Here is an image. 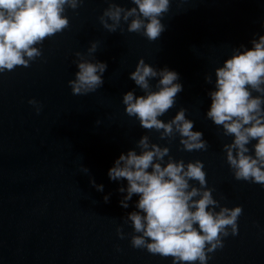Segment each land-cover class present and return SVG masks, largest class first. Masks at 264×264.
<instances>
[{"label":"water","instance_id":"95a60500","mask_svg":"<svg viewBox=\"0 0 264 264\" xmlns=\"http://www.w3.org/2000/svg\"><path fill=\"white\" fill-rule=\"evenodd\" d=\"M112 5L134 6L131 0L66 5L68 26L33 45L40 55L0 73V264H173L170 255L131 245L141 235L129 218L139 197L133 194L123 207L127 193L119 188L126 189L127 181L107 175L121 152L141 151L143 136L149 147L169 149L162 165L169 158L203 162L205 185L194 179L189 184L210 190L217 212L242 207L237 233L229 226L223 247L207 254V264H264V186L235 177L225 149L234 137L207 116L215 69L264 33V0H170L161 17L165 29L155 40L142 30L128 31L131 17L124 21L123 13L114 31L106 28L100 18ZM141 58L157 71L167 67L179 74L183 89L157 118L168 123L183 109L193 131L203 133L204 148L186 150L175 126L162 135L163 129L144 128L126 113L123 95L145 94L130 78ZM82 59L107 63L104 83L73 94L68 81ZM158 79H149L150 90ZM255 142L247 145L250 154Z\"/></svg>","mask_w":264,"mask_h":264},{"label":"clouds","instance_id":"9594fccd","mask_svg":"<svg viewBox=\"0 0 264 264\" xmlns=\"http://www.w3.org/2000/svg\"><path fill=\"white\" fill-rule=\"evenodd\" d=\"M79 2L82 0H0V73L15 66H28L30 60L40 55L33 45L66 28L69 21L63 15L65 6L76 8ZM131 2L134 6L128 9L110 6L100 18L101 22L114 31L123 13L124 21L131 17L128 31L142 30L149 40L157 39L165 29L161 17L168 11L170 0ZM104 16L113 23H107ZM254 37L250 47L241 44L215 69V89L209 92L211 104L207 116L234 137L225 149L235 177L264 186V33L254 34ZM95 47L93 44L90 51ZM77 68L75 79L68 81L73 94L94 92L103 85L106 62L82 59ZM157 76V87L152 91L149 79ZM130 78L145 94L137 96L128 91L123 95L127 114L136 116L144 128L163 129L162 135L172 134L175 126L186 150L205 147L203 133L193 131L194 123L185 118L183 109L168 123L157 118L173 106L176 94L183 89L175 70L165 67L157 71L141 58ZM253 90L260 95L253 96ZM28 102L38 105L35 99ZM36 111H40L39 106ZM252 140L256 141L252 146L254 154H250L247 146ZM139 146V153L132 149L126 154L121 152L107 172L111 180L127 181L126 189L119 188L120 192L127 193L120 201L123 207H128L126 202L133 194L139 197L138 210L130 212L129 218L134 230L141 235L133 236L131 245L145 247L153 254L170 255L173 264L197 261L207 264L211 258L207 254L223 247L222 236L229 235V226L231 234L237 233L242 207H221L217 212L218 202L210 190L190 186V179L199 181L202 186L206 183L202 161L185 165L183 160L169 158L162 165L168 148L156 144L149 147L147 136L140 139ZM96 187L103 190L102 184ZM104 199L107 201L108 197Z\"/></svg>","mask_w":264,"mask_h":264}]
</instances>
